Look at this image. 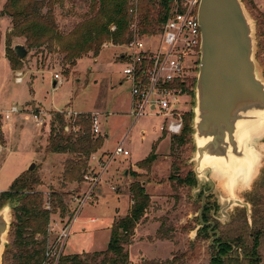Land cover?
<instances>
[{
	"label": "rangeland",
	"instance_id": "rangeland-1",
	"mask_svg": "<svg viewBox=\"0 0 264 264\" xmlns=\"http://www.w3.org/2000/svg\"><path fill=\"white\" fill-rule=\"evenodd\" d=\"M254 3L257 10L243 1L254 23L257 67L264 76V27L258 19L259 12L264 15V0H254ZM4 4L5 0H0V12ZM130 4L137 7L138 0H131ZM89 6V0H64L55 6V20L63 45L73 43L76 38L72 31L92 16ZM11 29V19L0 18V194L7 192L15 179L35 164L33 171L42 182L38 190L44 196L45 208L52 212L50 199L53 194L57 195L55 204L61 201L65 206L64 211L58 207L51 215L48 247H58L60 234L66 228L68 238L62 255L105 251L110 227L129 213L132 205L130 186L139 182L150 195L151 205L137 226L132 245L127 247L131 264H139L143 259L165 261L176 254L186 264H211L216 240L220 236L241 240L246 248L257 244L261 257L259 264H264V230L252 223L254 208L250 209V215H246L243 207L234 206L227 211V216H223L224 204L221 202V197H233L251 205L249 196L264 171V139L258 142L260 158L248 185L239 181L230 190L224 178L212 175L216 189L206 196L201 216L203 223L205 220L216 223V232L209 234V228L201 224L200 211L204 194L212 189L211 183L204 176L198 178L195 188L170 180L171 176L177 179L180 175L185 177L187 172L194 173L196 143L193 129L190 141L185 146L175 144L172 152L174 135L166 132L165 138L160 140L163 137L160 129L165 122L162 115H151L145 110L135 122L130 115L132 84L124 75L125 45L105 39L98 57L88 52L74 67L64 59L58 45L53 53L45 47L34 49L20 60L22 63L15 71L6 51V37ZM17 44L25 46V40L14 39L12 48ZM18 74H21V83L17 82ZM56 75L60 80L55 88ZM193 97L186 94V105H181L184 113L193 114ZM13 107L18 112L7 120L6 113ZM54 112H66L67 134L79 131L75 124L76 113L97 115L101 134L94 135V138L102 140L101 148L93 154L48 152L47 139ZM36 116L43 121L41 125ZM124 138V149L130 156H118L110 163L92 196L82 205L92 186L85 177L101 173V169L95 168L92 157L109 155V159ZM157 142V158L152 164H146L144 161ZM260 193L264 196V187ZM162 225L164 237L158 234ZM11 243L10 228L1 264H8L5 254ZM236 248L234 253L240 263L247 264L242 253L245 249L238 248L236 253Z\"/></svg>",
	"mask_w": 264,
	"mask_h": 264
},
{
	"label": "trees",
	"instance_id": "trees-1",
	"mask_svg": "<svg viewBox=\"0 0 264 264\" xmlns=\"http://www.w3.org/2000/svg\"><path fill=\"white\" fill-rule=\"evenodd\" d=\"M243 1L250 8L257 10L254 0ZM63 2L64 0H5L0 18L9 17L11 19L12 29L6 37V51L15 71L22 62L12 48L14 39H24L29 52L45 47L50 53H53L55 46L58 45L59 52L64 55V59L74 67L77 65V61L88 52H93L94 56L98 57L105 39H112L115 44L126 45L133 36L131 25L136 20L130 16V10L134 7L130 4L131 0H89L92 16L72 31L71 34L75 35L76 40L71 44L63 45L61 43L62 34L55 20V6ZM172 6L170 0H138L136 9L140 35L149 36L159 33L167 21ZM258 19L262 21L260 25L264 27V15L260 12ZM113 25L116 30L110 31V27ZM262 38L264 50V33H262ZM147 67V64H144L143 70ZM178 86L193 96L192 89L195 86V79L181 82ZM66 116V112L52 114L47 151L52 154H93L97 152L102 146V140L99 137L94 138V135L91 134L92 115L90 113L78 114L75 124L79 127V131L71 134L65 132ZM192 120V112L184 114L182 132L172 137V152L175 144L185 146L190 141ZM165 136L166 133H163L160 140ZM158 142L144 161L146 164H152L156 160L155 151ZM174 178L171 176L170 180H177L180 185L191 188L197 186V179L192 171L187 172L185 177L180 175L177 179ZM41 185L40 177L34 171H27L15 179L7 192L0 194V209L9 202L14 206V222L11 227L12 243L5 254L8 264H54L55 262V258L47 257L49 226L52 213H56L58 207L64 211L65 206L61 201L55 204L57 195L53 194L50 199L52 212L48 211L44 206V196L38 190ZM130 194L132 205L129 213L112 224L108 247L105 251L62 255L57 264H131L127 247L132 245L137 226L151 205V197L139 182L131 184ZM210 210L212 211V209ZM201 231V233H205L204 230ZM158 234L164 237L163 225ZM221 237L216 240L217 245L214 247L211 264H241L234 253L235 247L245 249H241L244 263H260L261 257L257 251V244L252 248H246L241 240ZM238 248H236V253ZM139 264L186 263L180 259L179 254H176L169 260L143 259Z\"/></svg>",
	"mask_w": 264,
	"mask_h": 264
},
{
	"label": "water",
	"instance_id": "water-1",
	"mask_svg": "<svg viewBox=\"0 0 264 264\" xmlns=\"http://www.w3.org/2000/svg\"><path fill=\"white\" fill-rule=\"evenodd\" d=\"M198 21L202 43L193 89L194 174L212 185L203 196L201 220L206 196L216 189L212 175L224 178L230 190L239 181L248 185L253 180L257 145L264 139V76L257 67L254 23L242 0H201ZM13 50L20 60L28 54L22 44ZM34 168L33 163L28 171ZM221 202L223 216L234 206L250 212L242 200L221 197ZM13 209L10 203L0 209V264Z\"/></svg>",
	"mask_w": 264,
	"mask_h": 264
},
{
	"label": "built area",
	"instance_id": "built-area-1",
	"mask_svg": "<svg viewBox=\"0 0 264 264\" xmlns=\"http://www.w3.org/2000/svg\"><path fill=\"white\" fill-rule=\"evenodd\" d=\"M170 1L173 6L167 21L161 31L154 35H140L137 7L130 10V16L136 21L131 25L133 36L125 45L127 54L124 75L132 84L130 115L134 117L135 122L145 110L151 115H162L165 122L161 132L175 136L182 132L183 116L186 114L181 105H186L184 98L187 93L178 84L196 77L201 54L202 34L198 21V7L201 0ZM111 30L115 31L116 27L113 26ZM144 64L148 66L145 70H143ZM18 75L17 82L21 83V74ZM55 79L60 80V77L56 75ZM17 112V108L13 107L6 113V119L9 120L11 115ZM35 118L41 125L43 121H39L37 116ZM91 123L92 134L100 135L99 117L93 115ZM125 141L124 138L117 145L109 159V155L92 157L95 168L101 169V173L85 177V181L92 182V186L83 199L82 205L92 196L110 163L118 156H130L129 151L124 149ZM106 158L107 162H105ZM66 231L65 228L60 234L58 247L51 245L47 248V257L55 258L54 264L58 263L63 254L68 238V231Z\"/></svg>",
	"mask_w": 264,
	"mask_h": 264
},
{
	"label": "flooded vegetation",
	"instance_id": "flooded-vegetation-1",
	"mask_svg": "<svg viewBox=\"0 0 264 264\" xmlns=\"http://www.w3.org/2000/svg\"><path fill=\"white\" fill-rule=\"evenodd\" d=\"M264 187V171L261 173L260 175V179H259V183L256 184L254 190L251 192L250 196H249V201L251 202V205L248 204L251 208H254V213L251 217L252 223H254L259 230H264V196L262 193H260V189ZM245 212L246 215L247 213V209L245 207L242 208ZM250 215V212L249 214ZM206 225L202 226H206L209 228V234L211 233H215V225L212 223L210 224V222L208 220L204 221Z\"/></svg>",
	"mask_w": 264,
	"mask_h": 264
},
{
	"label": "crops",
	"instance_id": "crops-1",
	"mask_svg": "<svg viewBox=\"0 0 264 264\" xmlns=\"http://www.w3.org/2000/svg\"><path fill=\"white\" fill-rule=\"evenodd\" d=\"M55 83V82H54ZM76 113V112H75ZM130 113H131V110H130ZM76 114H80V113H76ZM161 130V129H160ZM162 133V132H161ZM163 134V133H162ZM167 140V139H166ZM71 215V214H70ZM111 228V227H110ZM110 233H111V230H110ZM94 252H99V251H94ZM90 253V252H88Z\"/></svg>",
	"mask_w": 264,
	"mask_h": 264
}]
</instances>
